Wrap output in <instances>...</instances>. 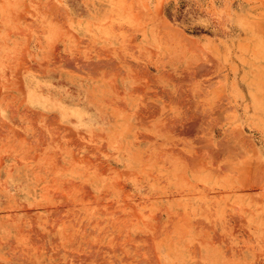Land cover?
Returning a JSON list of instances; mask_svg holds the SVG:
<instances>
[{
    "label": "rangeland",
    "instance_id": "1",
    "mask_svg": "<svg viewBox=\"0 0 264 264\" xmlns=\"http://www.w3.org/2000/svg\"><path fill=\"white\" fill-rule=\"evenodd\" d=\"M66 1L115 22L116 84L147 36L137 85L159 102L137 135L148 152L126 161L119 137L109 154L103 138L78 141L27 108L26 73L93 68L65 0H0V264H264V0ZM44 21L54 37L32 57ZM185 37H217L188 52L206 72L175 71Z\"/></svg>",
    "mask_w": 264,
    "mask_h": 264
},
{
    "label": "crops",
    "instance_id": "2",
    "mask_svg": "<svg viewBox=\"0 0 264 264\" xmlns=\"http://www.w3.org/2000/svg\"><path fill=\"white\" fill-rule=\"evenodd\" d=\"M67 3L65 0L64 6L70 7V26L74 30L72 34L78 41L84 42L82 45L83 65H91L93 70H84L81 75H72L67 71H61L59 80L52 78V74L45 72V70L37 72L36 69H33V73H26L24 75V102L27 108L35 115L45 119L44 123L47 122V119H51L57 123L61 132L74 136L78 141H86L92 146L91 142H97V139L103 138L106 141L109 154L115 153L116 135L114 127L125 122L131 129L128 138V141L131 139L128 142L129 155L131 154L130 156L136 158L146 156L147 145L143 140L138 141L137 135L144 129L142 117L147 112L146 110L152 106L157 108L159 103L156 100H149L148 91L145 92L142 86L137 85L138 61L146 62L145 70L147 71L148 68L147 36L141 34L130 43L131 60L123 62L119 84H116L115 64L118 44L115 22L108 20L106 23L100 24L102 21L99 20V6L82 7V10H77ZM41 23H43L41 26L43 28V44L36 42L33 45L32 57L38 56V53L43 50V46L45 56L50 49L48 44L54 37L51 31V23L46 21ZM215 39L217 37L214 39L203 37L199 40H204L203 48L206 50L205 46L212 44L211 41ZM185 40L195 44L200 42L187 37ZM71 46V40L67 39V43L60 46L61 52L67 53L72 49ZM137 46L139 47L137 48ZM101 55L103 56L102 60ZM205 57L206 60H209L206 53ZM181 60L183 58L180 57L179 63ZM185 68L189 70L187 66L176 69L186 70ZM146 71L145 75H147ZM27 187L28 184L20 189L25 190ZM30 199V196H22V200H25L27 204H32L35 197ZM260 217H264V214L257 215L258 220ZM259 240H261L260 237Z\"/></svg>",
    "mask_w": 264,
    "mask_h": 264
},
{
    "label": "bare ground",
    "instance_id": "3",
    "mask_svg": "<svg viewBox=\"0 0 264 264\" xmlns=\"http://www.w3.org/2000/svg\"><path fill=\"white\" fill-rule=\"evenodd\" d=\"M262 4V3H261ZM262 6V5H261ZM262 30H264V29H262ZM260 31V30H259ZM143 36V35H142ZM182 41H183V39H182ZM132 42V41H131ZM192 43V41H189V40H184L183 41V44L180 46V49L178 50L179 51V53H177V54H179V56L181 57V58H183V60H181L180 61V63L176 66V68L178 67H183V66H187L188 68H190L189 70L188 69H186V70H184L186 73H187V71H190L192 68L193 69H195V70H197V71H199V72H206L207 70H209L210 68H209V66L210 65H206V63L203 61L204 59H202L201 60V58L200 59H196V58H192L191 56H190V54L188 53V52H192L191 50H192V48H194V46L191 44ZM199 47V46H198ZM213 47V46H212ZM160 49V48H159ZM163 49H165V53H167V52H169L167 49H168V47H163ZM197 49V48H196ZM212 50V49H211ZM163 53V52H162ZM195 55V54H194ZM193 55V56H194ZM211 55H212V53H211ZM178 56V55H177ZM213 56V55H212ZM195 57V56H194ZM200 57H202V56H200ZM166 58V57H165ZM164 58V59H165ZM178 59V58H177ZM196 59V60H195ZM173 61V60H172ZM171 62V61H170ZM186 62V63H185ZM215 61H213L212 60V63H214ZM172 64H173V62H172ZM216 64V63H215ZM183 65V66H182ZM155 67H157L156 69H158V67H159V65L158 64H155L154 65ZM213 66V65H212ZM162 68V67H161ZM174 68H175V66H174ZM175 68V71L177 70ZM146 71V70H145ZM148 71V70H147ZM146 71V72H147ZM135 73V72H134ZM150 72L148 71V73H147V75L149 74ZM161 74V73H160ZM190 74V73H189ZM182 75V74H181ZM156 76V75H155ZM166 77V76H165ZM224 79H225V77H224ZM228 81V80H227ZM242 82H245L246 84L248 83L246 80H242ZM233 83H236V81H235V79L234 80H232L231 81V84H233ZM248 85V84H247ZM235 88V87H234ZM164 92H167V91H164ZM162 93H163V91H162ZM165 94V93H164ZM166 95V94H165ZM164 96V95H163ZM167 97V96H166ZM165 96L163 97V99L164 98H166ZM169 98V97H168ZM167 99V98H166ZM165 99V100H166ZM164 101V100H163ZM165 102V101H164ZM135 105V104H134ZM148 105V104H147ZM151 105V104H150ZM133 106V105H132ZM134 108V107H133ZM132 108V109H133ZM150 108V107H149ZM135 109V108H134ZM147 113V112H146ZM149 113V112H148ZM241 113H244V115H246L245 114V111L243 112V111H241ZM151 114V113H150ZM153 114V113H152ZM114 115V114H113ZM139 116H140V113H139ZM127 117V116H126ZM149 117V116H148ZM147 117V118H148ZM129 118H131V117H129ZM132 118H134L133 116H132ZM136 118V117H135ZM144 118H145V116H144ZM155 118H157V117H155ZM114 119V118H113ZM164 119V118H163ZM133 120H135V119H133ZM141 120V119H140ZM153 120H154V118H153ZM152 120V121H153ZM237 120V119H236ZM97 121V120H96ZM99 121V120H98ZM120 121H122V120H120ZM166 121H169V120H167L166 119ZM238 121V120H237ZM115 122V121H114ZM113 122V123H114ZM119 122V121H118ZM127 122V121H126ZM132 122V121H131ZM154 122V121H153ZM133 124V123H132ZM135 124V123H134ZM111 125V124H110ZM165 125V124H164ZM167 125V124H166ZM171 125V124H170ZM222 125V124H221ZM114 126V125H113ZM136 126V125H135ZM217 126V125H216ZM166 128H167V126H165ZM179 127V126H178ZM165 128V129H166ZM168 128H169V126H168ZM167 128V129H168ZM164 129V133H163V135L165 134V132L167 131L168 132V130L166 129L165 130ZM172 129V128H171ZM173 129H175V128H173ZM215 129L216 128H214L213 130H212V132H211V139H212V141H211V143L214 145V144H216V147H221L222 145H225L224 144V142H225V140L227 139V136L229 135V133H228V128H226V127H224V126H222V127H219V128H217L216 129V131H215ZM130 126L127 124V123H125V122H121V123H119V124H117L115 127H114V133H115V135L117 136V137H119V139H120V147H121V150H125V151H128V148L127 147H129L128 146V142L131 140H129L128 141V138H129V134H130ZM189 130H191L190 128H187V130L185 131H183L184 133H187V132H189ZM112 132V131H111ZM170 132V131H169ZM113 133V132H112ZM217 134V135H216ZM218 136H222V139H219L218 140ZM145 139V138H144ZM231 139V138H230ZM229 144V143H228ZM227 144V145H228ZM134 146H135V143H134ZM130 147H132V145H130ZM133 148V147H132ZM207 148V147H206ZM212 148V145H211V147L209 146V149L210 150H212L211 149ZM173 151V150H172ZM211 153H212V151H211ZM131 155V154H130ZM132 155H134V154H132ZM135 156V155H134ZM197 156V155H196ZM132 157V156H131ZM129 157L128 159H125L126 161L128 160V161H130V162H137L136 161V157ZM197 158V157H196ZM132 160V161H131ZM149 169V168H148ZM155 180V179H154ZM170 184V183H169Z\"/></svg>",
    "mask_w": 264,
    "mask_h": 264
}]
</instances>
